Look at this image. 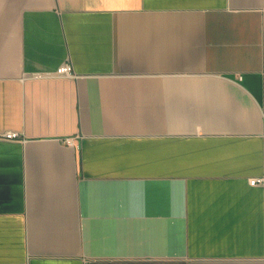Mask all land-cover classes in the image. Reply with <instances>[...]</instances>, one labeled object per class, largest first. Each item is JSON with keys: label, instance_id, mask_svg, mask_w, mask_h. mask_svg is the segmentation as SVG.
<instances>
[{"label": "crops", "instance_id": "obj_1", "mask_svg": "<svg viewBox=\"0 0 264 264\" xmlns=\"http://www.w3.org/2000/svg\"><path fill=\"white\" fill-rule=\"evenodd\" d=\"M261 175L264 0H0V264H264Z\"/></svg>", "mask_w": 264, "mask_h": 264}, {"label": "built area", "instance_id": "obj_2", "mask_svg": "<svg viewBox=\"0 0 264 264\" xmlns=\"http://www.w3.org/2000/svg\"><path fill=\"white\" fill-rule=\"evenodd\" d=\"M31 76H33L35 78L57 77V76L76 77L77 73L75 72L72 63L66 62V63L60 65L55 71L37 72V73H33ZM240 78H242V77L240 76ZM19 136L20 135L18 132H13V131L7 132L4 134V137H6L8 139H16V138H19ZM65 141L70 145L75 144L73 138H67ZM249 183L252 186H263L264 187V175L251 177L249 179Z\"/></svg>", "mask_w": 264, "mask_h": 264}]
</instances>
